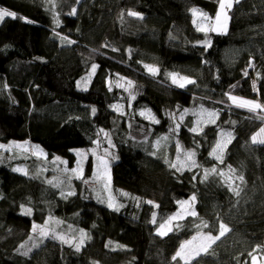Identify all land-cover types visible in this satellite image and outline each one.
<instances>
[{"label":"trees","instance_id":"16d2710c","mask_svg":"<svg viewBox=\"0 0 264 264\" xmlns=\"http://www.w3.org/2000/svg\"><path fill=\"white\" fill-rule=\"evenodd\" d=\"M218 5L0 0V8L18 17L0 21V144L29 141L47 158H67L70 166L73 150L98 146L113 191L129 192L116 211L81 182L43 190L42 181L13 171L0 154V264H185L172 259L180 245L198 233L217 236L221 223L226 234L189 264L258 263L264 251V144L252 137L264 128V111L238 108L225 94L264 104V0H234L226 34L198 31L191 10L212 20ZM145 65L158 72L150 74ZM170 73L194 83L175 86ZM118 77L132 87L118 88ZM198 108L218 116L193 132ZM222 133L232 138L219 163L210 152ZM162 137L169 143L157 149ZM185 151L195 152L197 167H170ZM213 167L217 172L205 180V170ZM67 190L73 194L60 198ZM132 195L157 204L155 223L151 205L132 217ZM193 195L196 215L158 235L178 202ZM47 216L59 223L38 244L33 225Z\"/></svg>","mask_w":264,"mask_h":264},{"label":"rangeland","instance_id":"374dc122","mask_svg":"<svg viewBox=\"0 0 264 264\" xmlns=\"http://www.w3.org/2000/svg\"><path fill=\"white\" fill-rule=\"evenodd\" d=\"M233 1L234 0H231L232 4H233ZM228 10L229 9L225 10L227 12V16H228ZM200 13L202 12L197 9V15L195 17L193 16L194 20L196 21L195 23L196 26L197 24H202V26L206 27L208 23L215 25V17L212 20L203 21L202 17L200 16ZM5 18L13 19L12 17H5ZM227 29H228V20H227L226 28H222L217 31H211V32L216 33V34H226ZM201 32H204V31H201ZM204 33H207V32H204ZM177 76L186 77L180 74L179 75L177 74ZM169 79L171 83L173 84L170 76H169ZM188 79L192 80L190 77ZM113 82L118 88H122L125 90L129 88L128 83L125 80L121 79V77H118ZM173 85L177 86L176 84H173ZM245 109L247 110V108ZM200 111H201V108L196 109L195 113L193 114V117L191 118L193 119V124H192L193 127H197L196 121L200 118L198 115ZM207 124H210V123L201 122L198 126V131H200V129H202V127ZM178 125L179 124L177 122L174 125V129L176 132H178L180 129V125L179 127H177ZM168 143L169 142L167 140L162 139L161 142L156 144V148L157 149L161 148V145H163V147H166ZM105 153L109 154L108 151H106ZM0 154H5V156L9 158V160L14 164L13 167H11L13 171L14 169H21L22 171H15V172L20 173L27 177H34L35 179L37 178V180L42 181V184L44 186L43 190H46L47 188L57 189L62 185L63 181H64V184H68L70 182H81L87 187H90L91 189L90 191L92 192L91 195L94 197V199L99 201L100 204H104L106 207H108L109 195L115 198V202L117 204L124 206V202L122 201L121 196H128V193H129L127 190H124V189H121L120 194H116L113 191L112 186H111L110 166L105 156H103L102 153L100 152V149L98 148V146H94L88 149L73 150L72 154L75 156L74 157L75 161H74L73 166L69 165L67 158L63 159L57 155L56 157L54 156L53 158H47V155L39 147L35 146L29 141H22V142H18L14 144H0ZM101 159H103L107 164L106 171L103 170L100 166ZM27 160H31L32 163L26 162ZM73 169H76V171L73 172ZM101 172H103V175L98 176V173H101ZM105 183H109L108 190H105V187H104ZM93 190H96L97 192ZM68 193H70V191L67 190L65 192H61V194L63 195H59V196L60 198L61 197L65 198L66 196L69 195ZM99 193L102 195V197L99 196ZM122 193H127V195H122ZM149 201L151 200L144 199L143 197H140V196L132 195V198L130 199L132 217L134 218L138 217L143 205H151L154 209V213H153L152 221H151L153 223V220L155 219L154 214L156 215L157 204L153 201H151V203H148ZM194 204H196V198H195L194 203L192 204L193 209H194ZM185 207L187 208V205ZM182 211L183 210L179 207V210L176 213L182 212ZM176 213H174L173 215H175ZM187 216H190V215H184L183 219H185ZM183 219L173 221L172 222L173 226H175L174 224H176L177 222ZM56 220H53L49 216H47L45 217V220H44L45 223L39 224L37 222L34 225L46 227L49 230V234H51V233H55V230L52 228H55V225L58 224L56 223ZM35 232H36V236H34V238L36 237L35 241L36 242L38 241V244H40L41 242H43V239L46 236H41L39 233V229H37ZM226 232L224 233V235L226 234ZM198 234H205V233H198ZM198 234H196L195 236H197ZM219 235L220 233H218L217 236ZM223 236H220V238ZM78 237H79V240H81V233ZM73 239H74V236H71L72 241ZM218 240H216L215 242H217ZM74 243L76 242L74 241ZM78 243L81 244L80 241ZM195 243L198 244L200 242L196 241ZM211 246L208 248V250L211 248ZM204 253L206 252H201L200 255ZM262 253H263V256L261 257L259 261H257L258 263L255 262V264H264V251ZM197 257L198 256H196L195 258Z\"/></svg>","mask_w":264,"mask_h":264},{"label":"snow or ice","instance_id":"6c2138e0","mask_svg":"<svg viewBox=\"0 0 264 264\" xmlns=\"http://www.w3.org/2000/svg\"><path fill=\"white\" fill-rule=\"evenodd\" d=\"M218 7H219V10L217 11L215 15V25L208 23L207 26L205 27V26H202V24H197L198 31L208 32V31H217L219 29L226 28L228 16L225 10L230 9L232 7L231 0H219ZM191 11H192L193 16L195 17L197 15V10L192 9ZM74 12H75V9H73V13H70V14H74ZM128 15L138 17L140 14L134 11H129ZM200 16L202 17L203 21L209 20L206 14L200 13ZM5 17H12L13 19L18 18L15 12L0 8V21H3ZM194 23H196L195 20H194ZM96 67L97 65L95 64L92 65L93 72L95 71ZM145 69L152 75H155L158 72V69L151 65H145ZM169 76L171 77L173 84H176L180 88L185 87L187 84L194 83V81L188 79L187 77H178L177 74H174V73H170ZM128 87L129 88L132 87L131 81H128ZM253 87L255 88V84H253ZM225 95H227L228 99L232 101V103L238 108H247V110L250 112H255L257 110L264 111V104H262L259 101L248 100V99L236 97V96H233L227 93ZM93 111L95 110L93 109ZM141 115H144V113H141ZM148 115L151 116L150 113ZM198 115L200 118L196 121L197 127H193L192 129H190V131L197 132L198 126L201 122L215 123V119L218 116V113L201 109ZM152 119L154 122H158V121H155L154 117H152ZM177 127H179V125ZM200 130L202 131V129ZM258 137H262V138L258 139ZM231 138H232L231 133H222L221 139L216 142L215 146L212 148V151L210 152V155L213 156L219 163H223L224 150L227 147V144L231 142ZM161 139L166 140L167 137H162ZM252 141L253 143L264 144V128H261L259 133H257L256 135H253ZM177 150L181 151V147L179 144L177 145ZM183 156H184V159L182 160L179 157H177V162L170 164V167L176 168L178 171L184 168L191 170V168L197 167L195 159H194L195 152L185 151L183 152ZM100 166L103 170L106 171L107 164L103 159L100 160ZM14 171H22V170L14 169ZM75 171L76 169H73V172ZM233 171L234 170L231 169V167L229 166V172L231 173ZM216 172H217L216 167H213L211 169H206L204 179L206 180L208 178V175L214 174ZM99 175H103V172L98 173V176ZM219 175H221L222 177H227L228 179H231V177L224 172H220ZM238 179L242 181L243 177H238ZM104 187H105V190H108L109 183H105ZM228 187L230 191L236 192L237 195L239 194L237 189L231 187V184H229ZM68 194L72 195L73 193L70 192ZM122 195H127V193H122ZM194 201H195L194 195L190 198V200L179 201L178 203L180 204V208L183 211L176 213L175 215L165 220L163 223H160L157 229V234L161 236H166L169 232L173 230V224H172L173 221L183 219L184 215L195 216L196 212L194 211L192 207V204L194 203ZM148 203H151V201H149ZM186 205H187V208L185 207ZM108 207L113 208L114 210L118 211L119 208L122 207V205L117 204L115 202V198L109 195ZM24 214L26 215L31 214V210L25 209ZM56 223H59V221H56ZM153 223H155V219L153 220ZM203 226L208 227L206 223L203 224ZM37 229H39V233L41 236H47L49 234V230L46 227L33 225V231L35 232ZM220 229L221 231H220L219 236H213L210 233L209 234H198L197 236H194L192 240L183 242L180 245L179 250H177L176 254L173 256L172 259L177 260V258H179L180 260H183L185 264H189V261L194 259L196 256H199L201 252H207L211 244L214 243L216 240L220 239V236H223L224 233L228 231L227 227L223 223L220 224ZM59 238L63 240V237H59ZM84 238H86V233L81 232V240H80L81 244L83 243ZM29 239H31V237ZM196 241H199L200 243L196 244L195 243ZM64 242H68V241H64ZM79 246L80 245L78 244L77 250H79ZM253 260H255V257H253Z\"/></svg>","mask_w":264,"mask_h":264}]
</instances>
